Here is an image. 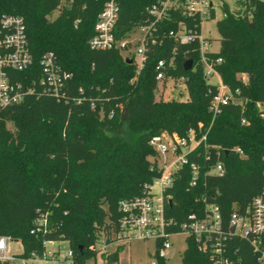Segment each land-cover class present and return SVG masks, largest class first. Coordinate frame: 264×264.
Segmentation results:
<instances>
[{
    "label": "trees",
    "instance_id": "16d2710c",
    "mask_svg": "<svg viewBox=\"0 0 264 264\" xmlns=\"http://www.w3.org/2000/svg\"><path fill=\"white\" fill-rule=\"evenodd\" d=\"M105 2L75 0L53 18L60 0H0V14L24 18L33 57L32 69L18 73L16 79L24 85L38 80L40 60L50 52L71 75L69 103L34 95L0 110V237L21 241L20 257L42 255L47 241H66L73 264L97 258L98 250L92 248L99 235L110 244L123 232L121 203L144 196L145 186L160 176L152 166L156 153L150 140L163 132L185 137L199 124L208 127L213 120L209 104L217 89L205 78L198 44L176 47L172 38L165 37L149 49L137 77L136 64L127 63L120 51L98 52L89 47ZM155 2L121 0L116 36L122 38L146 23V8ZM253 7L249 17L223 5L226 15L216 23L220 50L210 54L222 59L219 75L241 104L222 108L207 142L224 150L240 147L246 157L232 151L223 154L224 177L205 176L203 168L198 186L192 188L190 168H185L168 191L172 203L167 205V215L176 223L174 231L187 216L204 211L203 196L209 200L215 196L227 220L235 206L244 210L262 192L264 120L255 103L264 102V0ZM211 18H216L215 11ZM163 28L168 32L176 27L171 23ZM172 58L176 68L167 76L187 79L188 101L156 97L158 63ZM189 59L194 64L187 72ZM241 73L249 77L248 85L237 78ZM125 107L130 115L126 121L121 119ZM243 119L249 124H242ZM200 152L204 155V149ZM196 161L204 164L195 156L190 164ZM43 217L49 227L37 234V220ZM231 245L241 264H256L247 242L235 240ZM184 252V264H211L192 238ZM103 258L107 264L116 263L118 251ZM158 264L168 263L160 258Z\"/></svg>",
    "mask_w": 264,
    "mask_h": 264
},
{
    "label": "built area",
    "instance_id": "2783aa9c",
    "mask_svg": "<svg viewBox=\"0 0 264 264\" xmlns=\"http://www.w3.org/2000/svg\"><path fill=\"white\" fill-rule=\"evenodd\" d=\"M74 1L60 0V6L54 12L58 14L57 17ZM257 1L260 0H234L237 5L236 9L229 8L241 16L251 17L255 11L253 5ZM120 2L121 0H106L94 26L95 35L89 41V47L92 50L120 51L124 59L136 64L137 77L146 65L149 49L162 44L165 37L172 38L176 47L198 44L200 46L199 61L204 67L205 78L210 80L216 76L219 78V83H211L216 87L217 92L209 104L213 120L208 127L199 124L185 137L178 135L173 137L168 132H163L150 140L149 145L156 153V156L152 158V166L153 169L154 167L158 169L160 176L145 186L144 196L124 200L121 203L123 232L114 242L119 239L120 241L154 239L159 244V248L151 264H158V259H167L168 251L172 248L171 237L176 233H184L188 235V238L195 240L199 250L208 255L211 264H241L237 257V249L232 248L231 245L232 241L240 240L247 242L250 246L255 255V263L264 264V185L262 192L254 197L244 210L235 206L227 220L222 217L220 205L215 196L210 200L203 196L204 211L200 215L193 213L187 216L176 231H174L175 221L167 215V205L172 203L168 191L174 187L176 179L185 168H190L189 187L192 188L198 186L203 168L206 169L203 173L205 176L224 177L225 165L221 161L223 154L226 155L232 151L242 159L246 157L240 147L224 150L207 142L214 121L222 108L229 104H241V100L223 83L219 75L217 67L223 63L222 59L210 57L211 53L216 52L211 50L213 40L205 36L203 22L206 18H211L212 11L216 12L213 1L156 0L153 5L146 8L148 15L146 23L136 26L124 37L118 38L116 27L121 13ZM78 23L79 20L76 26ZM171 23L176 28L168 32L163 31L164 25ZM161 30L163 33L160 34ZM28 45L24 18L18 15L0 14V110L17 106L27 97L34 95L49 96L59 102L69 103L71 96L68 81L71 75L63 71L54 52L47 53L41 58L42 75L38 80L35 78L27 80V84L24 85L16 79L18 73L28 71L33 67V57ZM175 68L176 62L173 58L169 63L165 60L159 61L156 95H165L166 88L160 90V84L166 83L165 86H167L168 82H183L188 96L187 79L167 76V72ZM237 78L244 85H248L247 74L241 73ZM81 94H83L82 90ZM76 101L82 102L80 99ZM255 107L264 120V102H256ZM92 108H95V101L92 102ZM114 114L115 112L112 111L109 116L113 117ZM243 123L249 124L246 119H243ZM201 148L204 149V155L200 152ZM192 156L202 158L204 164L199 161L190 164ZM262 164L264 181V153ZM48 224L45 217L37 220L36 233L47 231ZM55 242H45L42 255L32 254L29 258H24L12 255L11 247L14 240L10 236L3 235L0 237V264L38 262L73 264L72 251L62 258L58 250H50V246H53ZM107 247L108 245L105 246Z\"/></svg>",
    "mask_w": 264,
    "mask_h": 264
},
{
    "label": "rangeland",
    "instance_id": "374dc122",
    "mask_svg": "<svg viewBox=\"0 0 264 264\" xmlns=\"http://www.w3.org/2000/svg\"><path fill=\"white\" fill-rule=\"evenodd\" d=\"M214 3V9L216 10V18H206L203 22L204 33L213 40V45L211 50L218 52L220 50V34L218 32L216 23L225 17L226 13L223 9V4L227 3L233 10L236 9L237 5L234 0H212ZM57 13L53 14V18L57 17ZM212 84H218L219 78L216 76L209 80ZM166 84V83H165ZM165 84H160V90L166 88L165 95L157 94V99H163L166 102H171L173 100L188 101L189 96H187L185 86L183 82L170 83L167 86ZM161 92V91H160ZM13 128V125L10 126ZM41 223H44L41 221ZM49 227V224H48ZM99 241L97 246L93 250H98V257L91 258L87 264H105L106 260L103 255H112L116 251L119 254V260L116 263L111 264H151L153 259L157 255L159 244L154 239L146 240H124L113 241L110 244H106L105 237L101 234L99 235ZM116 240V237H113ZM172 248L168 251L167 263L168 264H184L183 255L184 251L188 246V235L184 233H176V235L171 237ZM105 248V246H107ZM105 248V249H104ZM50 250H58L62 258L66 257V254L71 251L70 244L66 241H56L53 246H50ZM12 255L21 256L23 253V244L21 241L14 240L11 247ZM116 260V259H115ZM20 264V263H17ZM32 264H43V263H32Z\"/></svg>",
    "mask_w": 264,
    "mask_h": 264
},
{
    "label": "water",
    "instance_id": "95a60500",
    "mask_svg": "<svg viewBox=\"0 0 264 264\" xmlns=\"http://www.w3.org/2000/svg\"><path fill=\"white\" fill-rule=\"evenodd\" d=\"M126 62L129 63V64H133L131 60H126ZM193 64H194V62L191 59H189V61H186V63H185V70L187 72L189 70H191L193 68ZM121 115H122L121 119L124 120V121L130 119V115L128 113L127 107L123 108V112H122Z\"/></svg>",
    "mask_w": 264,
    "mask_h": 264
}]
</instances>
